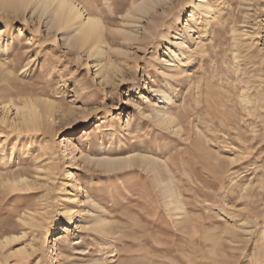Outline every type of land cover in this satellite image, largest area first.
<instances>
[{"label":"rangeland","instance_id":"rangeland-1","mask_svg":"<svg viewBox=\"0 0 264 264\" xmlns=\"http://www.w3.org/2000/svg\"><path fill=\"white\" fill-rule=\"evenodd\" d=\"M208 1L205 34L190 0H84L106 53L90 56L0 2V180L30 182L0 181V264H264V0ZM23 100L29 129L3 108Z\"/></svg>","mask_w":264,"mask_h":264},{"label":"bare ground","instance_id":"bare-ground-1","mask_svg":"<svg viewBox=\"0 0 264 264\" xmlns=\"http://www.w3.org/2000/svg\"><path fill=\"white\" fill-rule=\"evenodd\" d=\"M83 1L84 0L82 1L81 0H0L3 6H7L8 8L12 9L14 13L16 12L14 9H18V12L20 11L23 12L24 10L31 8L30 10H32V13H35V15L39 14V17H42L45 14H47L48 20L45 19L46 21L44 23L46 29L48 30L52 29L54 32H58L66 28L67 29L71 28L69 38L68 37L63 38L64 43L67 47H72L79 50L83 49L86 51V53H88V56L92 54L95 55L106 54L102 47V44L104 43L102 23L100 19H98L94 15L95 14L94 11L86 8L85 6L86 3L84 4ZM189 3L192 5V9L189 13V17H190L189 19L191 24H187V27L188 28H194V26L199 27L201 29L200 33L209 34L210 31L209 28H207L208 22L203 23L204 19L201 15L202 14L209 15L208 17L209 20L210 19L212 20L211 18L212 4L208 0H198L197 4H195V2L190 0ZM146 7L148 6L145 4L144 1L142 2L140 1V3L138 4L136 3L135 5V8L137 10H140V13L147 12L149 7L148 8ZM199 7H201L203 10L199 9ZM129 14L132 15L131 12ZM176 17L179 20V15ZM2 53H4V50L2 51ZM183 57H184L183 52H177L175 54L173 53V55H171L170 58H171V62H179V59L182 60ZM169 66L171 67L176 66L178 68V65L177 64L175 65L174 63L169 64ZM97 73L99 74V79H100L102 77V74H100V72ZM169 96H170L169 92H164V91L162 92L161 103L163 105L168 103ZM7 104L8 105H4L3 108H6V110L8 111L11 105L14 106V114L19 122L18 123L19 128H23V129L32 128L36 125V123L40 119L41 110L39 108V104L36 102L23 100V102L21 101L18 104L17 103L15 104V102L13 103V101H9V103ZM49 110H51L49 109V107L45 108V113L47 115H49ZM155 116H156L155 121H157L161 125L168 124V121L170 120L168 118L169 115L165 116L164 113H161L159 111H157V115ZM125 160L126 159H122V160L115 159L112 161H106V160L105 161L107 166L113 167L118 165L121 161L125 162ZM24 173L25 172H16V173L14 172L11 173L10 175H5L0 181L4 185H7L9 188H12L13 190L14 189L26 190L30 187V182L27 179V177L24 175ZM21 220L25 225H29L30 227H40L39 223L38 224L34 223L33 217H29L28 220L22 217ZM54 226L55 227L51 234V236H53L52 237L53 240L50 242V244L52 243L50 245L51 247L50 256L53 259V261L56 263L59 262L60 259V249L57 244L56 235L61 231L62 228H60V221H56L54 223ZM23 235L24 234L22 233L21 236ZM13 239L14 238H8L6 236L2 238L0 240V248L2 245L8 243ZM15 253L18 256H24L26 254V251L23 248H20Z\"/></svg>","mask_w":264,"mask_h":264}]
</instances>
